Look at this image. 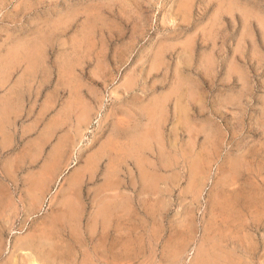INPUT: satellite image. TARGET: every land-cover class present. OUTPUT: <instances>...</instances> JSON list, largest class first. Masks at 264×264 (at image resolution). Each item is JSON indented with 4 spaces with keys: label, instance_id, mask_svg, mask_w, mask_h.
<instances>
[{
    "label": "rangeland",
    "instance_id": "rangeland-1",
    "mask_svg": "<svg viewBox=\"0 0 264 264\" xmlns=\"http://www.w3.org/2000/svg\"><path fill=\"white\" fill-rule=\"evenodd\" d=\"M49 262L264 264V0H0V264Z\"/></svg>",
    "mask_w": 264,
    "mask_h": 264
},
{
    "label": "bare ground",
    "instance_id": "bare-ground-1",
    "mask_svg": "<svg viewBox=\"0 0 264 264\" xmlns=\"http://www.w3.org/2000/svg\"><path fill=\"white\" fill-rule=\"evenodd\" d=\"M89 7V6H88ZM95 9V8H94ZM90 10V9H89ZM92 10V9H91ZM92 16H94V15H92ZM19 49V48H18ZM72 51V50H71ZM16 53V52H15ZM24 55V54H23ZM55 246V245H54ZM53 248V247H52ZM48 250V249H47ZM51 250V249H50ZM47 251V252H51V251ZM57 252V251H56ZM46 255V254H45ZM49 255V257L51 256L50 254H48ZM56 255V254H55ZM67 255V254H66ZM54 256V255H53ZM63 256V255H62ZM63 257H65V255L63 256ZM49 260V259H48ZM55 260V259H54ZM56 260H58V258L56 259ZM48 262V261H47ZM35 263V262H34ZM34 263H32V264H34ZM49 263H51V262H49ZM51 264H53V263H51ZM83 264V263H82Z\"/></svg>",
    "mask_w": 264,
    "mask_h": 264
}]
</instances>
